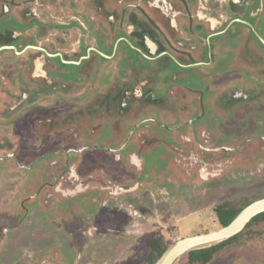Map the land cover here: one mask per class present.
<instances>
[{"label":"flooded vegetation","instance_id":"obj_1","mask_svg":"<svg viewBox=\"0 0 264 264\" xmlns=\"http://www.w3.org/2000/svg\"><path fill=\"white\" fill-rule=\"evenodd\" d=\"M260 55L264 57V0H0V93L4 85L17 82L24 111H47L25 119L34 126L33 139L40 144L50 140L56 150L28 167L19 163L12 148L0 161H12L31 177L45 179L38 192L43 207L33 205L45 218L77 217V211L107 205L104 199L111 188L119 194L134 184L132 190L139 191L156 181L161 167L148 176L142 169L150 181L140 183L135 171L144 160L136 149L146 142L153 146L156 133L171 131L167 124L176 118L157 112L175 106L200 110L198 117L178 124L175 131L188 125L210 131L211 136L200 133L197 150L207 157L202 165L211 162L210 156L213 161L241 162L234 148L244 142L248 147V138L238 141L241 135L231 119L238 108L264 104V71L262 85L251 81L248 87L250 62ZM13 60L19 63L12 65ZM32 89L41 95L36 101L31 100ZM193 95L197 101H189ZM17 121L0 118V126ZM94 126L102 127L100 135L93 134ZM126 127L131 128L125 135ZM3 130L6 133V127ZM195 133L191 130V137ZM142 135L146 137L141 141ZM92 140L103 141L105 152L128 154L127 163L133 167H120L121 183L102 180L108 166L83 168ZM62 146L69 148L61 150ZM9 147V141H0V151ZM50 157L55 160L45 166ZM166 163L173 167L172 161ZM61 172L68 174V183L59 181L47 193L44 185L58 180ZM96 173L99 176H93ZM125 174L134 179H125ZM126 226L135 227L129 221Z\"/></svg>","mask_w":264,"mask_h":264},{"label":"rangeland","instance_id":"obj_2","mask_svg":"<svg viewBox=\"0 0 264 264\" xmlns=\"http://www.w3.org/2000/svg\"><path fill=\"white\" fill-rule=\"evenodd\" d=\"M44 37L47 35L38 36L39 39ZM252 62L248 68L253 72L251 79H248V87L251 81L257 85H262L263 81L260 76L261 71H264V57L256 56ZM16 63L19 61L13 60L12 65ZM17 85V82L4 85L0 93V118L18 120L13 125L0 126V129L6 127V133L4 130L0 132V141L11 143L8 149L2 148L0 157H5L12 148L11 153L15 154L19 163L28 167L56 150L50 140L40 144L33 139L34 126L25 118L34 113L47 114V111H24L25 105L19 106L21 87ZM31 93V100L34 101L41 96L37 91ZM189 101H197L196 95L191 96ZM180 105L183 106L181 102ZM164 112H168L177 120L167 124L171 131L160 132L161 135L156 133L157 138L152 141L153 146L149 147V142H146L144 146H138L136 149L138 153L142 152L140 159L144 160L142 165L140 164L141 168L137 166L135 171L137 178H141L140 183L150 181L143 177L144 169L148 176L150 171L156 172V168L161 167L156 172V181L151 180L152 184L140 186L139 191H133L134 184L127 183V190H122L123 193L117 194V191L111 188L108 196L104 194L107 196L104 199L107 205L99 206L100 208L92 206L85 212L81 210V214L77 211V217L42 216L45 213L35 210L33 205L43 207V195L38 192L45 179L37 178L33 173L34 177H31L27 170L18 169L12 161H0V264H146V243L154 234H161L162 243L167 249L184 237L221 229L215 214V208L220 204L233 202V206H241L245 202L250 204L264 198V104L259 108L248 104L247 110L238 108L234 111L231 119L233 129L241 135L238 141L248 138V147L247 142H244L234 148L238 152L237 155L243 154L242 157L238 156L237 160L243 161L232 158L235 162L229 168L227 166L231 164V159L213 161L212 156L209 157L211 162L207 166L202 165L201 162L207 160V157L202 158L197 149L202 145L201 131L204 130L206 135L210 132L206 126L188 125L181 132L175 131L178 124L198 117L200 110H183L175 106L170 110L158 111L157 114L163 116ZM98 113L96 116L101 117V111ZM94 127L97 130L93 134L100 135L102 127ZM161 127L158 126V130ZM130 128L126 127L125 135ZM191 130L199 135L195 133L191 137ZM145 137L142 135L140 140ZM211 139L216 141L213 137ZM102 144L103 141L90 142L91 151L84 157L85 161L82 160L83 168L96 170L101 166H108V176L103 174L102 180L106 181L108 177V180H112L107 183H121L120 167H124L126 171L129 166L133 167L127 163L128 154L122 156L121 153L105 152ZM223 144L220 142V145ZM81 145L76 143L75 146ZM208 146L212 147V144ZM68 148L69 146H62L60 149ZM150 152L154 155H150ZM146 154L150 156L147 157ZM60 156L63 158V154ZM54 160V157L45 160V166ZM166 160L172 161L173 167L167 166ZM122 161L124 164L121 165ZM61 163L63 164L64 160ZM94 175L99 176L97 173ZM45 176L47 179L50 175ZM58 177V180L52 179V183L47 182L44 185L45 191L49 190L47 193H52V187H56L55 184L59 181H62V184L68 183V174L61 172ZM129 177L134 179L132 174L124 176L125 179ZM164 177L168 180L164 181ZM48 200L50 199L46 197V201ZM91 214L93 215L90 216ZM128 221L135 227L126 226ZM209 264H264V243L247 242L240 248L226 247L216 254Z\"/></svg>","mask_w":264,"mask_h":264},{"label":"trees","instance_id":"obj_3","mask_svg":"<svg viewBox=\"0 0 264 264\" xmlns=\"http://www.w3.org/2000/svg\"><path fill=\"white\" fill-rule=\"evenodd\" d=\"M249 203L233 206V202H225L215 208V214L221 227L227 226ZM264 243V213L254 217L243 231L231 239L210 248L191 251L178 258L173 264H209L214 256L226 247H243L247 242ZM146 264H154L166 250L160 233L154 234L146 243Z\"/></svg>","mask_w":264,"mask_h":264},{"label":"water","instance_id":"obj_4","mask_svg":"<svg viewBox=\"0 0 264 264\" xmlns=\"http://www.w3.org/2000/svg\"><path fill=\"white\" fill-rule=\"evenodd\" d=\"M261 213H264V198L247 205L227 226L219 230L177 240L163 252L154 264H173L186 253L223 243L241 233L246 225Z\"/></svg>","mask_w":264,"mask_h":264}]
</instances>
